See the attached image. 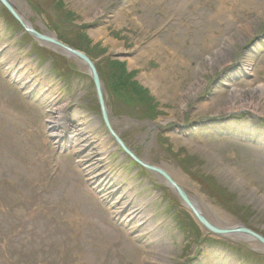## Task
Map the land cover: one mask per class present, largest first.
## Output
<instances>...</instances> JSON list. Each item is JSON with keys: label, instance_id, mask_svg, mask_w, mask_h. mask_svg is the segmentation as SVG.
<instances>
[{"label": "rangeland", "instance_id": "1", "mask_svg": "<svg viewBox=\"0 0 264 264\" xmlns=\"http://www.w3.org/2000/svg\"><path fill=\"white\" fill-rule=\"evenodd\" d=\"M11 1L95 63L113 131L139 160L217 226L264 238V119L199 109L235 94L264 107V0ZM77 118L90 152L66 135ZM0 264H264V245L203 228L117 146L85 64L0 3Z\"/></svg>", "mask_w": 264, "mask_h": 264}, {"label": "bare ground", "instance_id": "2", "mask_svg": "<svg viewBox=\"0 0 264 264\" xmlns=\"http://www.w3.org/2000/svg\"><path fill=\"white\" fill-rule=\"evenodd\" d=\"M6 1L9 4L12 5L13 9L19 15V17L21 18V20L24 21V23L27 24L30 27L31 25L29 24V22L21 14L18 13V11L14 7L12 1L11 0H6ZM97 7H99V6L95 2L93 9L96 10ZM39 34H41V33H39ZM41 35L45 36L49 40H52V41L57 40V41H59L53 35H45V34H41ZM37 41L39 43H41L42 45H44V46L54 47L55 50L56 49H60V48L56 47L54 44H49L46 41H41V40H37ZM59 42L62 43V44H64L61 41H59ZM64 45H66V44H64ZM66 46H68V45H66ZM68 47H70V46H68ZM60 50L63 51L62 49H60ZM64 53H65V55L67 54L66 52H64ZM212 54H213L214 59L213 58H211V60L209 59L210 60V65L211 66H215V65L217 66L218 64L216 63V58L219 57L220 54H218V52L216 50H214ZM220 62H221V64L223 63L224 65H226V64L229 63V61H227V60H221ZM251 99H252V96L251 95H237V94H235V95H232L223 104L222 103H215V104L211 105L209 102L204 101V102L201 103V106L199 107V109L202 110V111H207L208 109H213L215 111L214 113H215L216 116L225 117V119L226 118H229V117H231L230 119H232L233 117H235L237 115H240V114H243V113L244 114L245 113H248V114H250V116H253L256 119H264V107H262L260 104H258L256 102L252 101ZM182 110L183 111L185 110V105L184 104H182ZM62 120H63V118L60 117V120L59 121L61 122ZM82 121H83V119L80 120L79 118H77V119H75V121H72L73 122V125H72V124H70L69 120H67L66 121V123H67L66 124L67 125V134L66 135H68V137L70 138L71 142L74 145L79 144L82 139L85 140L84 143H82V144H84V145H85V143L88 144V146L86 148H88L87 150L90 152V151H92L93 147L90 144L91 142L86 138L85 132L82 131V129H80V126L79 125H80V123ZM108 123H109L110 128L113 130L112 125L110 124V119H108ZM74 124H76V125H74ZM77 128H79V129H77ZM109 141H110V139H105V140H100L99 139L98 140V142H99V145H98V148H99L98 153L100 152L101 157H103V158H101L102 160H106L107 159V154L109 152V147H108ZM123 145L126 147V149L128 151H130L131 153H133L136 156V153L134 152V150L128 144H126L124 142ZM117 146L119 147L118 144H117ZM126 156H128V155H126ZM167 174L171 177V175L168 172H167ZM171 179L183 190V188L181 187V184L177 180H174L172 177H171ZM166 182H167V180H166ZM191 201L194 203V205L198 209V211H200V213L202 214V212H201L200 208L198 207V205L193 200H191ZM130 209L133 210V208H130ZM134 209H137V208H134ZM141 209H143V207ZM141 209L138 208V210L134 211V213L136 214V216L139 217V218H142L143 213H144L143 211H141ZM206 220H207V222L211 226H213L215 228H219V229H235V228L239 227V226L235 225V223L234 224H229L228 226H225V227L224 226L223 227L222 226H217L215 223H213L209 219L206 218ZM199 224L201 225V223H199ZM201 226L203 228H205L203 225H201ZM236 235H240L242 238L246 239V241H248V242H251L252 243V241H253L247 235H242V234H236ZM236 235H234V236H236Z\"/></svg>", "mask_w": 264, "mask_h": 264}, {"label": "water", "instance_id": "3", "mask_svg": "<svg viewBox=\"0 0 264 264\" xmlns=\"http://www.w3.org/2000/svg\"><path fill=\"white\" fill-rule=\"evenodd\" d=\"M0 3L8 9L10 14L20 23V25L24 28V30L27 33H29L33 38H35L37 40H41V41H46L49 44H54L56 47L62 49L64 52H66L68 54V55L66 54L67 56L78 59L82 63L85 64V66L88 69L89 75L91 76V78L95 84V87H96L98 101H99V105L101 108L103 120H104L105 124L107 125V127H108L111 135L113 136L114 140L116 141V143L119 145V147L122 149V151L124 153H126V155H128L131 159L136 161L142 167L148 169L149 171H151L153 173H157V174L161 175L162 177H164L167 180L170 187H172L174 189V191L183 199L185 205L189 208V210L192 212V214L195 216V218L198 220V222L201 223V225H203L209 232L216 234V235H219V236H226V235L233 236L236 234H242V235H247L252 240L259 241L260 243H262L264 245V238H262L261 236L257 235L256 233H254L248 229H245L242 226H239L235 229H219V228H215V227L211 226L207 222L206 218L195 207V205L191 201V199L171 179V177L165 171L161 170L160 168L146 164L145 162L139 160L133 153L128 151L126 149V147L123 145L124 142L120 139V137L117 134H115V132L109 126V123H108L109 116H108V111H107V108L105 105V100L103 97L102 83H101L97 68L95 66V63L86 54H84L80 51L74 50L73 48H70V47L62 44L57 40H54V41L49 40L45 36L36 32L31 26L29 27L27 24L24 23V21L21 20L19 15L13 9L12 5L9 4L6 0H0Z\"/></svg>", "mask_w": 264, "mask_h": 264}, {"label": "trees", "instance_id": "4", "mask_svg": "<svg viewBox=\"0 0 264 264\" xmlns=\"http://www.w3.org/2000/svg\"><path fill=\"white\" fill-rule=\"evenodd\" d=\"M131 89H133L134 91L136 90V88L133 86V87H131Z\"/></svg>", "mask_w": 264, "mask_h": 264}]
</instances>
